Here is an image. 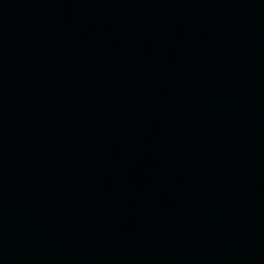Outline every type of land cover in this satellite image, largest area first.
I'll return each mask as SVG.
<instances>
[{"label":"water","instance_id":"1","mask_svg":"<svg viewBox=\"0 0 264 264\" xmlns=\"http://www.w3.org/2000/svg\"><path fill=\"white\" fill-rule=\"evenodd\" d=\"M0 264H264V0H0Z\"/></svg>","mask_w":264,"mask_h":264}]
</instances>
